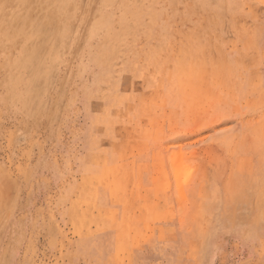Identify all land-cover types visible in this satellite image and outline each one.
Here are the masks:
<instances>
[{"label":"rangeland","instance_id":"1","mask_svg":"<svg viewBox=\"0 0 264 264\" xmlns=\"http://www.w3.org/2000/svg\"><path fill=\"white\" fill-rule=\"evenodd\" d=\"M0 264H264V0H0Z\"/></svg>","mask_w":264,"mask_h":264}]
</instances>
